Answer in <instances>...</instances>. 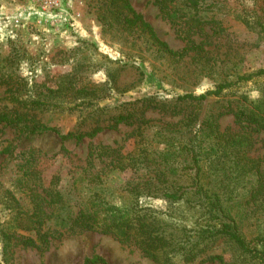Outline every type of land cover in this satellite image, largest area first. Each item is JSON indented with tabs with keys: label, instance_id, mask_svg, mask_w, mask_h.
<instances>
[{
	"label": "rangeland",
	"instance_id": "1",
	"mask_svg": "<svg viewBox=\"0 0 264 264\" xmlns=\"http://www.w3.org/2000/svg\"><path fill=\"white\" fill-rule=\"evenodd\" d=\"M128 1L171 50H185L181 58L168 56L146 35L125 27L122 20L127 12L112 0H0V74L8 72L16 78L0 83V113L32 116L64 136H87L63 142L54 134L26 136L14 127L0 125V185L25 206L27 199L17 182L21 158L32 154L43 186L54 180L69 199L81 201L102 189L113 195L111 202L116 204L119 187L132 173L111 170L106 159L95 161L91 171L87 156L95 146L122 154L132 151L134 132L143 126L135 121L117 125V116L144 111L149 120L144 134L150 148L160 150L164 145L158 136L194 109L163 114L159 104L184 94L198 96L264 70V0H227L220 8L202 7L200 16L212 21L189 38L160 14L156 0ZM243 6L256 11L257 22L251 12L244 13ZM34 102L42 105L34 107ZM201 105L197 124L219 115L220 131L247 135L251 142L247 157L264 172V132L234 116L239 110L264 108V76L241 81ZM157 131L163 132L158 135ZM6 147L11 157L1 154ZM203 158L206 170L210 160L216 165L213 153ZM232 162L226 159L227 164ZM90 172H99L100 180L89 178ZM219 178L211 171L206 176L207 182L228 183ZM254 181L245 178L242 184L250 187ZM241 195V190L233 193L227 206L231 215L237 214L243 238L253 245L264 237V206L253 212L249 203L247 210L239 206L247 199ZM140 205L154 211L168 232L193 227L192 211L181 202L154 198ZM0 217L4 220L6 214ZM52 231L46 246H15L5 258L0 254V264H157L133 242H120L112 234L59 227ZM220 248L228 264H241L232 249Z\"/></svg>",
	"mask_w": 264,
	"mask_h": 264
},
{
	"label": "trees",
	"instance_id": "2",
	"mask_svg": "<svg viewBox=\"0 0 264 264\" xmlns=\"http://www.w3.org/2000/svg\"><path fill=\"white\" fill-rule=\"evenodd\" d=\"M112 1L120 3L127 12L122 20L125 27L146 35L154 46L168 56L182 57L185 50H171L128 0ZM226 3L227 0H156L160 14L176 25L186 38L201 32L203 25L212 21L200 16L202 7L220 8ZM243 11L247 15L251 12L252 19L257 22L259 15L256 11L245 6ZM262 76L264 70H259L239 77L235 82L219 84L204 94H184L176 96L167 104H159V111L163 114L177 115L183 109H194L177 124H169L165 133L157 131L164 145L160 150L150 148V141L144 134L149 128V120L143 116L144 111L117 116V125H131L135 121L143 126L134 132L132 151L122 154L115 149L95 146L87 156V168L91 171L95 169V161L106 159L109 160L107 165L112 166L111 170L132 173V178L119 187V202L116 204L111 202L113 195L105 194L102 189L81 201L75 197L69 199L68 194L57 189L56 181L52 180L47 187L43 186L41 175L33 166L32 154L24 160L21 158L23 165H19L21 175L17 182L22 186L20 189L27 199V206L10 189L0 185V213L6 214V219L0 217V254L5 258L18 245L46 246L52 237V230L59 227L69 231L90 230L112 234L123 243L131 241L157 264H228L220 245L232 249L241 264H264V237L257 238L253 245L247 243L240 233L237 214L231 215L227 206L230 196L240 190L241 197L247 199L239 206L243 205L246 209L250 203L254 207L253 212L264 206V172L247 157L251 147L249 137L230 134L227 130L220 131L217 123L219 115L204 118L199 124L196 119L201 104L208 98L219 97L224 90L241 81L247 82ZM14 79L12 73L0 74L2 84ZM40 105V102L33 103L34 107ZM234 116L246 124L257 125L264 132V108L261 106H255L250 111L239 110ZM0 125L14 127L26 136L54 134L63 142L87 137L64 136L57 129L20 113L13 116L0 113ZM196 127L197 130H194ZM207 152L214 154L216 165H211L210 160L206 170L203 156ZM1 154L11 157L10 147L4 148ZM231 158L233 162L227 164L226 159L231 162ZM210 171L217 178H225L224 181L228 183L223 180L207 182L206 176ZM100 176L99 172L88 173L89 178L97 181ZM245 178L255 181L251 185L248 183V187L242 184ZM76 191L80 193V190ZM154 198L181 202L187 206L192 211L193 227L181 232H168L166 223L154 211L140 205L142 200ZM73 203L77 206L74 207ZM245 209L243 212L247 213L248 208Z\"/></svg>",
	"mask_w": 264,
	"mask_h": 264
}]
</instances>
